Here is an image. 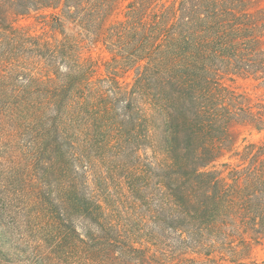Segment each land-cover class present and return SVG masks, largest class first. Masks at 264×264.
<instances>
[{"label":"trees","instance_id":"16d2710c","mask_svg":"<svg viewBox=\"0 0 264 264\" xmlns=\"http://www.w3.org/2000/svg\"><path fill=\"white\" fill-rule=\"evenodd\" d=\"M262 1L110 20L115 0H0V264H244L264 244V139L217 163L233 125L264 130V91L227 83L264 89ZM32 13L51 35L14 25Z\"/></svg>","mask_w":264,"mask_h":264},{"label":"rangeland","instance_id":"374dc122","mask_svg":"<svg viewBox=\"0 0 264 264\" xmlns=\"http://www.w3.org/2000/svg\"><path fill=\"white\" fill-rule=\"evenodd\" d=\"M116 1V10L110 20L115 19L116 17H122L125 11V6L129 2V0H115ZM260 6L264 8V0L260 2ZM14 25L17 27H27L29 31L33 34H42L44 32H48L47 35H51L52 32L49 31L48 28H41V24L38 23L36 19V14L32 13L28 16H20L14 20ZM58 34V33H56ZM58 37H61L59 34ZM81 56L83 59L88 60L94 64V69L96 70V74H105L107 71V61L110 58V54L106 51L101 42L97 44H90L88 42H84L81 50ZM133 73L130 72L129 75H126L123 78L126 82H130L132 80ZM228 84H231L233 87L238 89L239 91H246L249 93L258 94L264 91L262 88H258L259 84L258 80H255L251 77L249 78H236L234 81H228ZM231 133L233 137V149L226 152L223 157L219 159L217 162L218 165L224 162L237 163L240 161V156L235 155L237 151H242L243 147L251 142H260L264 139V130H257L252 128L251 126L246 125H233L231 127ZM231 259V258H230ZM228 260H222L224 264H234V262ZM264 260V244H252L250 252L248 254H242V256L238 257L236 262H242L244 264H250L253 261H262ZM178 260L174 261H166L160 263L152 264H175Z\"/></svg>","mask_w":264,"mask_h":264}]
</instances>
